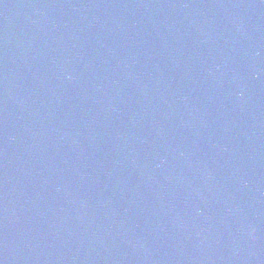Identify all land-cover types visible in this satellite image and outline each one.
Instances as JSON below:
<instances>
[{
  "label": "water",
  "instance_id": "95a60500",
  "mask_svg": "<svg viewBox=\"0 0 264 264\" xmlns=\"http://www.w3.org/2000/svg\"><path fill=\"white\" fill-rule=\"evenodd\" d=\"M0 264H264V0H0Z\"/></svg>",
  "mask_w": 264,
  "mask_h": 264
}]
</instances>
